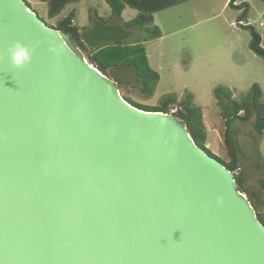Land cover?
<instances>
[{
  "label": "water",
  "instance_id": "1",
  "mask_svg": "<svg viewBox=\"0 0 264 264\" xmlns=\"http://www.w3.org/2000/svg\"><path fill=\"white\" fill-rule=\"evenodd\" d=\"M0 264H264V225L183 120L133 106L69 35L0 0Z\"/></svg>",
  "mask_w": 264,
  "mask_h": 264
},
{
  "label": "rangeland",
  "instance_id": "2",
  "mask_svg": "<svg viewBox=\"0 0 264 264\" xmlns=\"http://www.w3.org/2000/svg\"><path fill=\"white\" fill-rule=\"evenodd\" d=\"M228 0H191L154 15L153 29L159 28L162 36L148 40L141 46L147 58V70L159 74L160 80L153 97L142 92L138 79L130 78L123 88V97L145 106H159L166 97L181 101L188 95L204 113L208 142L206 148L225 162H230V152L225 143V124L220 114L214 91L223 87L232 91L234 98L247 95L255 84L262 91L264 104V59L250 48L251 35L238 25L242 16L239 8L229 7ZM248 3V19L262 36L264 48V0H237ZM31 8L49 26L76 12L75 24L80 28L89 27L91 15L108 19L112 13L105 0H84L71 4L55 18L48 17V6L37 0H26ZM239 5V4H237ZM244 6V7H245ZM138 14L126 8L122 20H112L116 26L134 19ZM132 39L127 45L143 42V33L130 30ZM143 37H142V36ZM146 37H151L145 32ZM177 106H171V113ZM254 119L248 123L235 121L233 129L238 143V159L247 189L258 191L264 179V138L255 134ZM259 179V181H258ZM261 180V181H260Z\"/></svg>",
  "mask_w": 264,
  "mask_h": 264
},
{
  "label": "trees",
  "instance_id": "3",
  "mask_svg": "<svg viewBox=\"0 0 264 264\" xmlns=\"http://www.w3.org/2000/svg\"><path fill=\"white\" fill-rule=\"evenodd\" d=\"M48 6V17L55 19L59 17L67 6L81 3L84 0H37ZM111 8V16L108 19L99 17L98 13L91 15L89 27L80 28L75 21L76 12L72 11L68 16L58 21L57 25L50 26L69 35L85 54L91 65L97 67L104 75L116 81L122 91L124 87L133 85L130 78L138 79L142 92L150 98L154 96L156 86L160 80L158 73L147 70V58L141 46L143 42L155 40L162 36L159 28L153 29L154 15L157 12L170 9L179 4L191 0H105ZM237 0H231L229 7L239 8L243 13L238 20V25L251 35L250 48L260 58L264 59V48L262 47V36L255 28L245 21L248 19V3L236 5ZM26 2V0H25ZM27 3V2H26ZM28 4V3H27ZM30 7L31 5L28 4ZM131 7L138 15L130 22L122 26H115L112 20L122 19L126 8ZM245 6V7H244ZM39 16V15H38ZM137 29L144 35L141 45H127L132 39L130 30ZM145 32L151 37H146ZM220 114L225 124V143L230 152V162H225L206 148L208 142V131L204 120L202 109L194 102V96L188 95L181 101L175 97H166L159 106L151 107L133 102L124 97L133 106L151 112L171 113L170 107L177 106L176 112L172 113L183 120L191 137L196 144L203 148L209 155L217 158L230 171L240 169L238 159V143L235 140L236 132L233 129L235 121L248 123L254 119V132L257 136L264 138V104L262 103L263 91L255 84L247 95L236 99L231 90L218 87L214 91ZM237 183L245 191L249 201L256 209L258 219L264 225V179L261 181V191L247 189L242 170L234 175Z\"/></svg>",
  "mask_w": 264,
  "mask_h": 264
},
{
  "label": "clouds",
  "instance_id": "4",
  "mask_svg": "<svg viewBox=\"0 0 264 264\" xmlns=\"http://www.w3.org/2000/svg\"><path fill=\"white\" fill-rule=\"evenodd\" d=\"M8 54L10 63L17 69L23 68L31 62L29 50L19 42H16L13 46L9 47Z\"/></svg>",
  "mask_w": 264,
  "mask_h": 264
},
{
  "label": "crops",
  "instance_id": "5",
  "mask_svg": "<svg viewBox=\"0 0 264 264\" xmlns=\"http://www.w3.org/2000/svg\"><path fill=\"white\" fill-rule=\"evenodd\" d=\"M230 1H231V0H228V1H227V5H228V6H229V2H230ZM235 3H236V5H237V4H241L240 2L238 3V1H236ZM132 10H134V9H132ZM134 11L138 14V12H137L136 10H134ZM123 13H124V12H123ZM110 16H111V15H110ZM122 16H123V14H122ZM109 18H110V17H109ZM121 20H122V19H121ZM132 20H133V19H132ZM132 20H130V21H132ZM130 21H128V22H130ZM74 23H75V22H74ZM124 23H127V22H123V24H124ZM113 25H115L114 22H113ZM77 26H78V25H77ZM115 26H116V25H115ZM86 27H87V26H86ZM82 28H85V27H82ZM142 44H143V45H146V44H148V42H143ZM245 180H246V178H245ZM258 181H259V179H258ZM260 181H261V180H260ZM246 183H247V182H246ZM258 191H261V189H258Z\"/></svg>",
  "mask_w": 264,
  "mask_h": 264
},
{
  "label": "built area",
  "instance_id": "6",
  "mask_svg": "<svg viewBox=\"0 0 264 264\" xmlns=\"http://www.w3.org/2000/svg\"><path fill=\"white\" fill-rule=\"evenodd\" d=\"M232 173H233V175H238L240 173V169H237L235 172H232Z\"/></svg>",
  "mask_w": 264,
  "mask_h": 264
}]
</instances>
